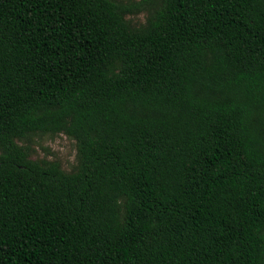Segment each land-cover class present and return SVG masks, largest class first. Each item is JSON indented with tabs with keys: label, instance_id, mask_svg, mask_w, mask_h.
<instances>
[{
	"label": "trees",
	"instance_id": "16d2710c",
	"mask_svg": "<svg viewBox=\"0 0 264 264\" xmlns=\"http://www.w3.org/2000/svg\"><path fill=\"white\" fill-rule=\"evenodd\" d=\"M0 264H264V0H0Z\"/></svg>",
	"mask_w": 264,
	"mask_h": 264
},
{
	"label": "rangeland",
	"instance_id": "374dc122",
	"mask_svg": "<svg viewBox=\"0 0 264 264\" xmlns=\"http://www.w3.org/2000/svg\"><path fill=\"white\" fill-rule=\"evenodd\" d=\"M122 1L126 2L128 0ZM145 16V13H141L130 16L127 19L134 27H140L145 22ZM19 143L30 146V158L32 160L57 162L61 169L68 173L74 171L77 166L75 141L63 134L53 136L49 134H35Z\"/></svg>",
	"mask_w": 264,
	"mask_h": 264
}]
</instances>
